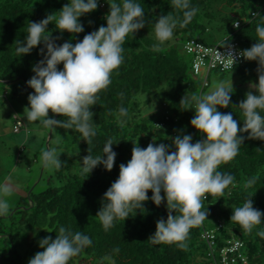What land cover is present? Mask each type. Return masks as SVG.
Wrapping results in <instances>:
<instances>
[{
  "label": "trees",
  "instance_id": "16d2710c",
  "mask_svg": "<svg viewBox=\"0 0 264 264\" xmlns=\"http://www.w3.org/2000/svg\"><path fill=\"white\" fill-rule=\"evenodd\" d=\"M101 2L104 3L103 7L100 6ZM107 2L122 3V0H99L97 10L80 17L84 32L75 38L67 32L59 33L55 24L48 25L49 32L45 35L60 37L56 40L57 44L69 40L75 44L101 25L106 26L104 16L109 11ZM135 2L144 9L146 25L134 37L131 34L126 37L123 63L113 72L112 83L98 94L97 104L90 109L94 113L93 127L96 130L92 143L88 145L83 141L82 135L74 128L66 130L71 155L68 162L72 167L76 164L77 168L65 166L66 158L59 157L63 168H51L47 176L41 175L40 180L45 182L43 188L34 191L36 185L31 189V185H28V193L11 201L9 215L0 216V264H28L38 251H43L38 241L45 236L55 239L60 226L73 233L82 232L92 240V244L79 256L72 258L69 264L74 260L79 264H105L106 261L111 264H214L220 247L231 238L243 241L241 252L246 256V262L238 259L234 264H264V238L257 235V232L264 230V222L247 233L230 221L232 208L242 206L249 198H252L255 208L264 212V141L249 140L247 133H241L245 139L237 157L219 169L235 177V186L230 185L223 198L208 195L204 200L201 210H207L208 217L200 226L190 230L185 249L176 244H153L148 240L156 231V222L160 218L167 219L166 201L157 207L149 199L143 208L133 210L125 221H114L113 227L107 231L96 217L103 194L118 178L119 165L131 159L132 142L138 137L142 148H146L153 139L156 144L170 145L169 137H175L178 133L191 134L193 143L203 138L190 124L194 111L184 110L180 100L185 93L202 94L208 85L210 71L223 75L232 69H210L207 83L202 85V80L193 76L192 57L183 51V42L193 38L215 44L203 40L202 35L211 24L216 23L217 31L222 32L223 36L216 43L223 44L234 39L242 49H247L255 43L258 22L252 19L251 12H259L264 16V0H189L190 6L199 9L193 20L183 28L177 26L173 39L166 42L161 51H154L152 45L156 41L153 23L159 16L168 13L182 18V11L172 8L171 0ZM66 3L68 0H0V83H9L14 89L20 83V90L26 94L33 92L26 82L34 75L32 67L43 59L40 55L43 44L30 54L19 57L16 53L17 42L24 40L29 22H38L46 15L58 12ZM229 11L234 14H229ZM237 19L241 24L234 28L233 22ZM257 66L255 61L243 60L234 67L233 72L242 80L252 79L258 83ZM58 68L62 70L63 64ZM246 92L234 88L230 107L218 109L225 113L232 112L241 127L242 113L234 106H238L239 101L245 98ZM152 100L161 107L154 113L144 112L142 105H149ZM121 106L128 109V116L120 117L126 121L123 127L118 123V109ZM14 115L23 122L20 132L25 127L24 121L17 113H13V125ZM56 119L67 118L56 116ZM109 139L112 140L113 151L117 153L112 171H106L103 165H98L89 176L83 174L82 157L88 154L87 149H90L93 158L102 157ZM257 174L259 181L251 188L246 187V181ZM151 195L149 191V198ZM218 221H221L222 227L215 232L212 245L209 246L207 239L202 236L203 231ZM25 244L26 250L23 254L19 253L18 248ZM117 248L118 252L115 251Z\"/></svg>",
  "mask_w": 264,
  "mask_h": 264
},
{
  "label": "clouds",
  "instance_id": "9594fccd",
  "mask_svg": "<svg viewBox=\"0 0 264 264\" xmlns=\"http://www.w3.org/2000/svg\"><path fill=\"white\" fill-rule=\"evenodd\" d=\"M107 3L109 11L104 16L106 26L101 25L75 44L71 40L57 44L56 40L60 37L45 35L49 32L48 25L55 24L59 33L67 32L75 38L84 32L80 17L97 10L99 0H68L58 12L48 14L38 22H29L24 40L17 42L16 53L19 57L30 54L43 44L40 49L43 59L32 67L34 75L26 82L33 89L27 97L28 106L24 109L27 122L53 130L57 127L65 130L74 128L82 135L83 141L88 145L92 143L96 130L93 127L94 113L90 109L97 104L98 94L112 83L113 72L123 63L126 37L129 34L134 37L146 25L144 9L135 0ZM171 7L182 11V18L168 13L156 19L153 23L154 51H161L162 46L173 39L174 29L188 25L199 11L190 6L189 0H171ZM251 17L258 21L255 43L238 53L229 47L227 54H222L227 61L224 67L231 68L232 72L241 58L255 61L258 65V83L249 82L245 98L234 106L242 113L243 127L232 112L218 110L230 107L234 92L232 79L213 82L206 93H185L180 106L184 110L194 111L190 124L203 138L193 143L191 134L178 133L175 137H169L170 145L156 144L153 139L146 148L139 146V137L132 142L131 159L119 165L118 178L103 194L96 214L105 231L113 227L114 221H125L133 210L143 208L149 199L157 207L166 201L167 219L160 218L156 222V231L148 240L153 244H176L185 249L190 230L200 226L208 217V211L201 210L204 200L208 195L223 198L225 190L230 185L235 186V177L219 169L239 154L245 139L241 133H247L249 140L264 141V16L255 12L251 13ZM233 26L238 28L239 24ZM61 64L62 70L58 68ZM49 112L67 119L51 118ZM127 116L128 109L121 106L118 109L121 127L126 121L120 117ZM28 140L29 137L25 136L24 143ZM87 151L88 154L82 157L83 174L89 176L98 165L112 171L117 153L113 151L111 139L105 144L102 157L93 158L89 148ZM60 154L56 148L42 150V167L63 168ZM10 179L0 184V216L10 213L7 198L14 192ZM259 179V174L252 176L245 186L251 188ZM149 191L152 193L150 198ZM232 209L230 221L247 233L264 222V212L253 206L252 198ZM257 235L264 238V230L257 232ZM38 243L43 251H38L28 264H69L72 258L92 244V240L82 232L73 233L60 226L55 239L45 236Z\"/></svg>",
  "mask_w": 264,
  "mask_h": 264
},
{
  "label": "rangeland",
  "instance_id": "374dc122",
  "mask_svg": "<svg viewBox=\"0 0 264 264\" xmlns=\"http://www.w3.org/2000/svg\"><path fill=\"white\" fill-rule=\"evenodd\" d=\"M229 14H234L233 11H229ZM203 40L209 43L219 42L223 38L222 32H218L216 23L209 26L208 31L202 35ZM197 79L200 77L197 76ZM201 79V78H200ZM232 79L233 88L240 89L242 91H248L249 82H256L252 79L242 80L239 75L229 71L223 75L210 71L208 75V85L204 88L202 93L208 92L213 82L230 81ZM257 83V82H256ZM17 89H14L11 84L0 83V184L4 183L10 177V182L14 187L12 196L8 197L10 206H12V200H16L19 195H25L30 189L36 185V189L44 187V181L40 176H47L50 173L51 168L45 169L40 162L42 150L48 148H56L58 153H61L59 157H65L64 165L70 169H76L77 165L70 166L68 159H71L69 147L67 145V133L63 128L57 127L55 130L44 128L38 123L27 122L24 109L28 106L27 97L23 90H20L21 84L17 83ZM161 107L155 100H152L149 105H142L144 112H156ZM17 113L24 121L25 127L17 133L12 131V114ZM49 116L54 118L53 114L49 112ZM50 133V134H49ZM50 135H52L50 139ZM28 136L29 140L24 143V137ZM21 146L22 150L20 149ZM31 185L30 189L26 191V186ZM212 224V223H209ZM215 225L207 228L214 229ZM217 231V230H215ZM26 250L25 246H20L18 252L23 254ZM70 264H79L74 260ZM81 264V263H80ZM105 264H111L106 261Z\"/></svg>",
  "mask_w": 264,
  "mask_h": 264
},
{
  "label": "built area",
  "instance_id": "2783aa9c",
  "mask_svg": "<svg viewBox=\"0 0 264 264\" xmlns=\"http://www.w3.org/2000/svg\"><path fill=\"white\" fill-rule=\"evenodd\" d=\"M100 6L103 7L104 3L101 2ZM251 13H255L252 11ZM238 23L241 24L240 20H235L233 25ZM234 27V26H233ZM237 28V27H234ZM229 47L235 49L237 53L240 50H243L239 45L238 41L231 39L227 43H215V44H207L205 42L199 41L198 39H188L185 40L182 44V49L186 54L191 55V67L193 76H199L202 80V85H206L207 83V74L210 69L218 68L220 71L230 70L231 68H225L224 64L227 62L222 54H227ZM243 62L241 58L238 60V66ZM15 123L13 125V131L18 132L23 125V122L20 118L14 115ZM222 227L221 221H218L215 225L214 229H205L203 231L202 236L207 239L209 246L212 245V240L215 235V230H218ZM243 246V241L239 238H231L228 239L225 244H223L218 253V259L214 262V264H234L238 259L242 262H246V256L241 252V248ZM212 254V253H210ZM246 264H250L247 262Z\"/></svg>",
  "mask_w": 264,
  "mask_h": 264
},
{
  "label": "water",
  "instance_id": "95a60500",
  "mask_svg": "<svg viewBox=\"0 0 264 264\" xmlns=\"http://www.w3.org/2000/svg\"><path fill=\"white\" fill-rule=\"evenodd\" d=\"M54 118L56 119V116H54ZM50 133H51V129H50ZM50 133H49V134H50Z\"/></svg>",
  "mask_w": 264,
  "mask_h": 264
}]
</instances>
